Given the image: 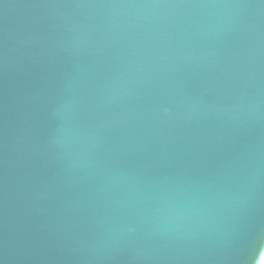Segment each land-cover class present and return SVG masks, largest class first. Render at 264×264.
Listing matches in <instances>:
<instances>
[{"label": "water", "instance_id": "1", "mask_svg": "<svg viewBox=\"0 0 264 264\" xmlns=\"http://www.w3.org/2000/svg\"><path fill=\"white\" fill-rule=\"evenodd\" d=\"M264 0H0V264H258Z\"/></svg>", "mask_w": 264, "mask_h": 264}, {"label": "bare ground", "instance_id": "2", "mask_svg": "<svg viewBox=\"0 0 264 264\" xmlns=\"http://www.w3.org/2000/svg\"><path fill=\"white\" fill-rule=\"evenodd\" d=\"M258 264H264V253H263V255H262L260 261L258 262Z\"/></svg>", "mask_w": 264, "mask_h": 264}]
</instances>
